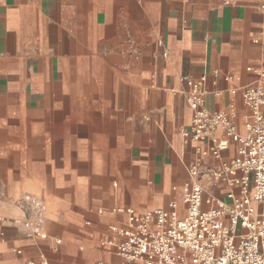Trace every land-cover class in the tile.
Returning a JSON list of instances; mask_svg holds the SVG:
<instances>
[{
  "label": "crops",
  "instance_id": "obj_1",
  "mask_svg": "<svg viewBox=\"0 0 264 264\" xmlns=\"http://www.w3.org/2000/svg\"><path fill=\"white\" fill-rule=\"evenodd\" d=\"M261 69L264 0H0V264H118L129 209L183 204L193 163L237 155L223 126L185 138L184 77L206 75V106L244 134ZM197 180L230 201L226 179Z\"/></svg>",
  "mask_w": 264,
  "mask_h": 264
},
{
  "label": "built area",
  "instance_id": "obj_2",
  "mask_svg": "<svg viewBox=\"0 0 264 264\" xmlns=\"http://www.w3.org/2000/svg\"><path fill=\"white\" fill-rule=\"evenodd\" d=\"M257 75L243 90L244 103L251 110L244 134L229 115L206 106L202 88L206 75L184 77L191 86L187 102L193 111L190 126L183 129L185 138L201 141L223 126L239 143L237 155L215 170H201L200 159L193 163L190 173L195 180L185 188L183 204L172 200L166 209L140 214L129 209L130 225L118 230L123 236L116 244L122 257L118 264H264V69ZM217 142L216 154L229 144L228 139ZM197 150L202 151L200 146ZM201 175L226 179L230 201L206 194L197 180ZM28 200L35 217L25 219L24 226L30 235L46 238L44 203L33 195Z\"/></svg>",
  "mask_w": 264,
  "mask_h": 264
},
{
  "label": "bare ground",
  "instance_id": "obj_3",
  "mask_svg": "<svg viewBox=\"0 0 264 264\" xmlns=\"http://www.w3.org/2000/svg\"><path fill=\"white\" fill-rule=\"evenodd\" d=\"M254 204V203H253Z\"/></svg>",
  "mask_w": 264,
  "mask_h": 264
}]
</instances>
